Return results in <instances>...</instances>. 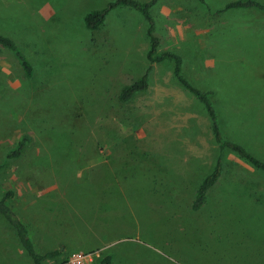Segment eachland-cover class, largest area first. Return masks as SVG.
I'll return each instance as SVG.
<instances>
[{
    "label": "rangeland",
    "instance_id": "1",
    "mask_svg": "<svg viewBox=\"0 0 264 264\" xmlns=\"http://www.w3.org/2000/svg\"><path fill=\"white\" fill-rule=\"evenodd\" d=\"M111 1L0 0V34L34 67L25 78L0 46V165L22 133L32 137L0 169V194L16 192L38 251L61 250L47 264L73 252L88 254L85 264L103 254L113 264H264V175L220 149L171 61L152 63L148 89L118 100L147 67L148 40L142 15L125 6L86 29L84 15ZM230 1L157 0L150 12L158 49L213 91L224 134L261 155L264 11H220ZM218 155L222 176L193 210ZM0 241V264H32L1 217Z\"/></svg>",
    "mask_w": 264,
    "mask_h": 264
},
{
    "label": "trees",
    "instance_id": "2",
    "mask_svg": "<svg viewBox=\"0 0 264 264\" xmlns=\"http://www.w3.org/2000/svg\"><path fill=\"white\" fill-rule=\"evenodd\" d=\"M156 1L157 0H113L102 8L87 12L83 17L86 29L96 31L103 25L110 10L116 7L125 6L139 12L146 22L145 35L148 40L146 60L148 65L139 77L124 84L120 88L117 95L118 100L120 102H127L136 94L144 92L148 89L152 63L171 61L173 76L203 105L211 122V131L214 140L219 144L220 149L228 150L234 153L253 170H256L264 175V159L261 158L264 156V149H262L261 155L255 154L251 148L247 146V144L243 143L241 139L235 140L225 135L220 126L216 107L210 98L213 91L210 89L203 90L201 88H197L185 78L182 73V57L179 54L169 49H158L161 37L160 35H156L154 32L155 20L150 12V8ZM232 8H253L264 11V3H260L256 0H233L227 2L220 11L223 12ZM0 46L9 51L16 58L25 78L30 79L33 77L34 67L32 63L12 38L0 34ZM31 142V135L22 133L15 140L14 144L6 150L0 169L7 165L8 160H15L21 157ZM222 173L223 159L221 155H218L212 169L201 179L196 188L195 196L191 203V208L193 210H199L204 205L207 200L209 190L218 183ZM15 195L16 192L13 189H6L0 194V217L5 222V229L13 234L15 243L25 252V255L29 258L32 264H47L50 259L60 255L61 250L53 249L45 252L37 250L28 223L13 209L12 200ZM99 264H113L112 255L103 254L99 258Z\"/></svg>",
    "mask_w": 264,
    "mask_h": 264
},
{
    "label": "built area",
    "instance_id": "3",
    "mask_svg": "<svg viewBox=\"0 0 264 264\" xmlns=\"http://www.w3.org/2000/svg\"><path fill=\"white\" fill-rule=\"evenodd\" d=\"M89 257L88 254H83L82 252H73L68 260V264H85L87 261V258Z\"/></svg>",
    "mask_w": 264,
    "mask_h": 264
}]
</instances>
